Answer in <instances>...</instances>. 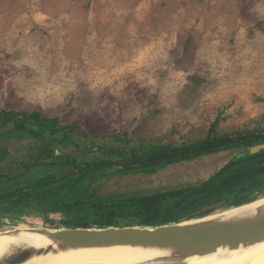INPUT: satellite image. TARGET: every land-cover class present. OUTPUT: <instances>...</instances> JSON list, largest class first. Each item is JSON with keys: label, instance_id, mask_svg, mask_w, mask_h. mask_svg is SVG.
<instances>
[{"label": "rangeland", "instance_id": "rangeland-1", "mask_svg": "<svg viewBox=\"0 0 264 264\" xmlns=\"http://www.w3.org/2000/svg\"><path fill=\"white\" fill-rule=\"evenodd\" d=\"M1 111H39L78 133L57 144L60 158L77 156V145L100 155L114 137L130 149L143 140L182 145L216 121L221 130L253 128L264 118V0H0ZM40 145L0 150V177L36 159ZM240 152L113 187L144 194L195 186ZM23 222L16 226L55 228ZM16 226L0 219V232Z\"/></svg>", "mask_w": 264, "mask_h": 264}, {"label": "trees", "instance_id": "trees-1", "mask_svg": "<svg viewBox=\"0 0 264 264\" xmlns=\"http://www.w3.org/2000/svg\"><path fill=\"white\" fill-rule=\"evenodd\" d=\"M254 123L253 128L246 125L221 130L216 121L203 137L167 147L162 141L143 140L130 149L125 141L114 137L110 139L113 144L100 155L77 145V156L60 158L62 150L57 144L76 133L74 130L39 111H1L0 134L11 124L13 128L0 150L8 155V148L21 140L35 139L41 145L36 159L27 156L20 163L21 170L0 177V219L15 226L39 220L55 228L158 226L187 220L211 205L222 203L219 210L250 203L264 194V151L249 153L252 147L264 143V118ZM234 149L240 154L195 186L144 194L120 192L113 187L124 178L152 176L171 165ZM128 158L133 163L127 167L113 163ZM116 166L119 171H113ZM67 170L74 173L62 176Z\"/></svg>", "mask_w": 264, "mask_h": 264}, {"label": "water", "instance_id": "water-1", "mask_svg": "<svg viewBox=\"0 0 264 264\" xmlns=\"http://www.w3.org/2000/svg\"><path fill=\"white\" fill-rule=\"evenodd\" d=\"M264 151V143L249 150L250 154ZM127 167L131 159L113 161ZM74 173L70 170L62 176ZM256 204V205H255ZM222 203L203 208L184 221L158 226H108L49 228L19 227L2 231L18 236L32 234V242L20 246L0 258V264H23L34 256L63 255L104 251H156L157 257L139 264H187L194 257L206 256L219 250L248 248L264 242V197L222 213L203 215L218 209ZM254 206L249 212L237 210Z\"/></svg>", "mask_w": 264, "mask_h": 264}, {"label": "bare ground", "instance_id": "bare-ground-1", "mask_svg": "<svg viewBox=\"0 0 264 264\" xmlns=\"http://www.w3.org/2000/svg\"><path fill=\"white\" fill-rule=\"evenodd\" d=\"M256 205V204H255ZM254 206H246L237 210L249 212ZM36 236L22 234L10 236L0 235V258L17 247L34 241ZM156 251L142 252L132 250L104 251L89 253H69L63 255L34 256L23 264H139L143 260L157 257ZM187 264H264V242L251 247L236 250H219L215 253L191 258Z\"/></svg>", "mask_w": 264, "mask_h": 264}]
</instances>
